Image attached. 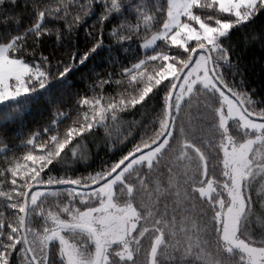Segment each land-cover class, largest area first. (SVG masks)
Instances as JSON below:
<instances>
[{"label":"trees","instance_id":"16d2710c","mask_svg":"<svg viewBox=\"0 0 264 264\" xmlns=\"http://www.w3.org/2000/svg\"><path fill=\"white\" fill-rule=\"evenodd\" d=\"M18 2L23 7L24 0ZM157 3L163 7L166 0H127L119 10L105 19V27L108 28L124 18L135 19L136 12L133 5L151 10ZM56 6L57 0H53L51 7ZM99 9L100 5L95 4L77 27V45L85 46L84 29L95 20ZM46 22L57 23L51 18H46ZM152 23L154 21H150L147 31H144L145 25L141 22L140 37L137 39L118 42L106 40L82 63L74 64L63 77L49 80L43 88H36L33 92L0 103V141L4 145L0 146V159L15 153L23 162V156L31 147L26 142L28 135L36 129L40 130V135H44V126H53L49 123L55 115L52 112L53 105L68 108L70 114L75 94L83 92L89 96L114 97L125 91L123 85L116 84V81L121 79L119 75L112 77V84H106L103 89L97 88L95 93L90 91L84 77L87 76L91 81L95 78L93 72H100L103 75L107 68H111L115 75L118 68L128 66L139 58L153 55L155 51L160 50L165 45L163 39L150 50L143 51L141 48V44L162 27V21L156 27H152ZM24 26H29L27 17ZM5 27L0 20V34L4 33ZM253 32L264 36V7H260L247 21L234 25L218 40L229 48L233 57L237 55L242 57V82L246 88L254 89V96L264 99V48L259 47L256 40L243 46L242 37L251 36ZM105 35L107 36V33ZM52 41H55L54 35L52 40L46 41L47 49H41L45 55L52 52ZM60 54L57 52V57ZM182 67L183 65H180L179 70ZM173 71L177 70L173 69ZM222 71L228 73L233 81L239 79L232 76V70L227 65ZM174 81L175 79L170 81L163 90L160 86L153 89L144 101L121 113L128 123L123 127L117 125L112 128V138L117 137L121 145L111 150L103 145L94 146L91 149L93 154L87 162L66 164L58 157L42 174L47 175L51 172L54 175L75 176L103 169L98 179L103 177L104 170L110 172L113 169L114 161H119L151 143L162 132L166 122L167 98ZM177 88L178 85L171 100L169 129L161 140L167 139L166 146L150 165L133 166L123 175V181L114 186V207L123 210L127 206H132L136 213L135 226L129 233H123L121 238L111 237L104 242L95 229L103 247V260L101 259L100 264H148L150 247L159 234L162 235V241L156 253L155 264H241V260L246 259L238 250L229 251L222 242L217 218L219 205L228 206L230 203L225 187L230 180L223 164L224 133L219 126L217 112L221 105L220 96L213 95L205 91L202 86L196 85L174 109ZM243 104L249 112L259 116L264 115L258 107L246 105L244 102ZM61 111L65 112L67 109ZM55 118V126L61 129H64L65 123H70L68 115ZM227 126V133L237 144L255 137L254 131L242 128L236 120H230ZM102 131L103 127L97 125L81 135L91 147L94 140L101 136ZM77 139L79 138H73L70 144ZM69 151V146H66L62 150V155L68 154ZM34 154H40L39 150ZM249 159L250 164L241 184V193L246 206L239 219L237 234L246 243L262 247L264 246V134L261 141L253 145ZM203 161L206 166L205 174ZM209 181L214 183L215 189L209 197H203L197 188ZM92 182L94 181H87L89 184ZM0 190L7 191L6 188ZM73 191L81 193L76 197V202L71 204L70 209L77 215L99 203V198L85 189H73ZM45 199L47 200L45 208L48 205L52 206L55 219L60 221V213L68 207L69 197L64 195L60 197L59 210L55 207L56 201L51 197ZM0 213L6 216L13 215L4 197H0ZM31 219L32 231L29 240L33 249L40 254L42 248L47 250L48 243L41 240L43 233L37 231L43 227L42 218L32 216ZM73 223L64 219L61 223L47 224L50 232L66 229L62 237L54 238L62 239V244L56 241L50 242V264H63L62 258L57 254L62 246L66 253L68 249L72 250L73 264H93L97 243L91 233L73 227ZM111 229L119 230L114 227ZM106 234L104 232L102 236ZM11 264H16L15 254L11 257Z\"/></svg>","mask_w":264,"mask_h":264},{"label":"snow or ice","instance_id":"6c2138e0","mask_svg":"<svg viewBox=\"0 0 264 264\" xmlns=\"http://www.w3.org/2000/svg\"><path fill=\"white\" fill-rule=\"evenodd\" d=\"M126 2L127 0H57V6L53 8V0H24L23 7L18 0H0V20L6 26L4 33L0 34V101L34 91L49 80L63 77L74 64L82 63L106 40L118 42L137 39L140 37L141 22L145 25L143 30L147 31L150 21H154L152 27L162 21V27L158 28L145 45L153 44L158 38L165 42L153 55L144 56L128 66L118 68L115 75L111 68H107L103 75L93 72L95 78L91 81L85 76V83L95 93L97 88L103 89L106 84H112V77L119 75L121 79L116 84L123 85L125 91L114 97L89 96L83 92L75 94L70 114L68 108L53 105L52 112L55 115L49 122L53 126H44V135H40L38 129L28 135L26 142L31 147L23 156V162L15 153L0 159V188L7 189L0 190V197L6 198V203L13 212L11 216L0 213V264H11L13 254L16 264H50V242L62 244V239L54 238L62 237L66 229L50 232L47 227L49 223H61L67 219L74 222L73 227L91 229L92 217L89 213L80 212L77 215L70 211L71 204L81 194L73 189L96 188L97 184L103 183L98 179L103 169L75 176L42 173L58 157L66 164L87 162L93 154L92 147L103 145L111 150L121 145L117 137L112 138L113 127H123L128 123L121 113L144 101L158 86L163 90L177 75L183 76V72L189 67L195 69L196 84L205 91L216 96L239 98L246 105L258 107L264 113V99L254 96V89L246 88L242 82V57H233L229 48L218 40L234 25L247 21L260 7H264V0H166L163 7L157 3L151 10L133 5L135 19L124 18L106 28L105 19ZM95 4H99L100 9L95 20L85 27V46L81 47L76 43V30ZM26 17L29 20L27 27L24 26ZM46 18L57 23L50 24L46 22ZM53 35L55 41H52V52L45 55L41 49H47L46 41L52 40ZM242 39L243 46L256 40L258 46L264 48V36L258 33L253 32L251 36L245 35ZM57 52L61 53L59 57ZM180 65L184 66L183 71L179 70ZM225 65L231 68L232 76L239 79L233 81L229 78L228 73L222 71ZM201 72L202 76L199 75ZM194 86L196 85L189 87ZM62 109L67 111L62 112ZM64 115H68L70 123H65L64 129L56 127L55 117ZM257 118L264 120V115ZM97 125L103 127V131L90 147L81 134ZM73 138L79 139L70 144ZM0 146H4L2 141ZM66 146H69L70 151L62 155ZM37 150L40 154H34ZM135 154L114 161L113 170H104L103 179L108 180L115 175ZM89 180L94 182L89 184ZM55 185L65 187H52ZM62 195L69 197L68 207L60 213L61 220L58 221L53 215V207L48 205L45 208V198L51 197L56 201L55 207L59 210ZM245 206L241 201V211ZM32 216L42 218L43 227L37 231L43 233L41 240L48 242L47 250L42 248L40 254L33 249L29 240ZM225 238L230 239L227 236ZM241 252L247 257L241 260V264H264V248L244 245ZM57 254L62 258L63 264H67L66 250L63 247Z\"/></svg>","mask_w":264,"mask_h":264},{"label":"rangeland","instance_id":"374dc122","mask_svg":"<svg viewBox=\"0 0 264 264\" xmlns=\"http://www.w3.org/2000/svg\"><path fill=\"white\" fill-rule=\"evenodd\" d=\"M151 36L148 39H150ZM148 39H146L141 44V48L143 51L152 49L162 38H158L153 44L145 45ZM199 75L202 76L203 73L201 72L199 73ZM196 81L197 73L193 67H189L188 70L183 73V76L178 84L176 96L174 97L173 103L174 109H176L180 105L181 101L193 89V87L190 88L189 86L198 85L196 84ZM43 87H45V85ZM25 94L27 93L20 94L16 97L7 98L4 101H0V103L16 99ZM220 101L221 105L217 112L219 117V126L224 133L223 164L226 168V173L230 180L229 184L225 186L227 194L229 195L230 203L228 206L219 205V209L217 212V218L220 223L221 239L228 249H235L239 252H241V248L244 245L256 248H264V246L259 247L246 243L245 241L241 240L237 234L239 219L244 212V209L241 211V201L244 202L241 193L242 179L250 164L249 154L251 152V149L253 145L260 142L263 137L264 120H258L247 116L242 111L238 103L231 97L220 96ZM230 120H236L239 122L242 128L254 131L255 137L238 144L233 142L231 137L227 133V125ZM166 143L167 139H164L154 147L132 157V159L129 160L123 168H121L108 180L104 181L100 185H97L96 188L85 189L90 194L99 198V203L97 205L88 208L83 212L89 213V215L92 217L91 228L94 230H98V234L102 238L103 242L111 239V237L113 239L121 238V235L123 233H129L133 229L136 222V213L132 206H127L123 210L114 207V186L117 183L123 181V175L133 166L138 164L150 165L164 149ZM214 189L215 186L212 181H209L204 186L197 188L198 192L203 197H209ZM113 227L119 230H112L111 228ZM104 232L107 233L108 236L107 234L102 236ZM226 236L230 237V239H226ZM233 241H235L236 243H233ZM71 251V249H68L66 253L67 262H69L70 264L72 263L73 259ZM244 257L247 259L246 256Z\"/></svg>","mask_w":264,"mask_h":264},{"label":"water","instance_id":"95a60500","mask_svg":"<svg viewBox=\"0 0 264 264\" xmlns=\"http://www.w3.org/2000/svg\"><path fill=\"white\" fill-rule=\"evenodd\" d=\"M184 67V66H183ZM183 67L181 68L180 71H183ZM185 72V71H184ZM183 72V73H184ZM182 76L180 75H177L176 78H175V81L173 83V86L169 92V95H168V98H167V106H166V122L164 124V127H163V130L162 132L159 134V136L154 140L152 141L151 143L135 150L134 152L132 153H136L135 155H133L132 157L142 153L143 151H146L152 147H154L156 144L160 143L161 140L164 138V136L167 134L168 132V129H169V125H170V117H171V100H172V97H173V94L175 92V89L178 85V82L180 80ZM238 105L240 106V108L242 109V111L247 115L249 116L250 118H254V119H258L257 117H259V115H256V114H253L251 112H249L245 105L243 104V102L237 98V99H234ZM258 120H261V119H258ZM132 153H130L129 155H131ZM126 158V157H125ZM205 169H206V166H205V162L203 161V171H204V174H205ZM113 170V169H112ZM111 170V171H112ZM110 171V172H111ZM113 176V175H112ZM110 176V177H112ZM99 180H102L103 182L106 181L103 179V177H101ZM93 183V182H92ZM91 184V183H90ZM101 184V183H100ZM100 184H97V185H100ZM53 187V186H52ZM81 189H90V187H82ZM89 233H91L95 239V242L97 243V253H96V256H95V259L93 261V264H100L101 262V258H102V253H103V247L102 245L100 244V239L96 233V231L94 229H84V228H81ZM162 241V235L159 234L155 239L154 241L152 242V245L150 247V250H149V254H148V264H155V257H156V253H157V250L159 248V245Z\"/></svg>","mask_w":264,"mask_h":264}]
</instances>
